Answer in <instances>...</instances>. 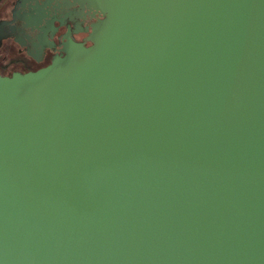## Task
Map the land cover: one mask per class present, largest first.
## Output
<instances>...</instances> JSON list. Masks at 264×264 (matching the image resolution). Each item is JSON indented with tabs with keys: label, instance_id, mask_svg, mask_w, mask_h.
I'll use <instances>...</instances> for the list:
<instances>
[{
	"label": "water",
	"instance_id": "95a60500",
	"mask_svg": "<svg viewBox=\"0 0 264 264\" xmlns=\"http://www.w3.org/2000/svg\"><path fill=\"white\" fill-rule=\"evenodd\" d=\"M84 1L0 74V264H264V0Z\"/></svg>",
	"mask_w": 264,
	"mask_h": 264
},
{
	"label": "flooded vegetation",
	"instance_id": "af4514ba",
	"mask_svg": "<svg viewBox=\"0 0 264 264\" xmlns=\"http://www.w3.org/2000/svg\"><path fill=\"white\" fill-rule=\"evenodd\" d=\"M103 17L84 0H0V74L46 67L69 40L91 45Z\"/></svg>",
	"mask_w": 264,
	"mask_h": 264
}]
</instances>
